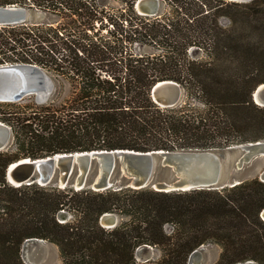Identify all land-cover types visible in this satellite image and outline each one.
<instances>
[{
  "label": "trees",
  "instance_id": "16d2710c",
  "mask_svg": "<svg viewBox=\"0 0 264 264\" xmlns=\"http://www.w3.org/2000/svg\"><path fill=\"white\" fill-rule=\"evenodd\" d=\"M161 1L164 13L144 16L138 0H0L46 15L0 26V65H38L55 83L43 104L0 103V121L14 132L13 146L0 151V264H27L22 250L30 239L55 244L62 264H189L207 244L221 249L215 264H264L258 178L187 192L7 180L9 165L23 158L264 140V107L253 97L264 84V0ZM166 80L184 87V104L154 101L153 88ZM63 211L72 220L61 222ZM106 213L126 220L107 229L100 222ZM149 247L159 256L140 259L139 249Z\"/></svg>",
  "mask_w": 264,
  "mask_h": 264
},
{
  "label": "water",
  "instance_id": "95a60500",
  "mask_svg": "<svg viewBox=\"0 0 264 264\" xmlns=\"http://www.w3.org/2000/svg\"><path fill=\"white\" fill-rule=\"evenodd\" d=\"M227 1L248 3L252 0ZM162 7L161 0H138L136 4V9L144 16H156ZM42 14L41 11L18 5L0 6V26L37 22L42 20ZM54 87L52 77L38 65H0V103H15L35 96L43 104L50 99ZM184 93L185 89L179 83L166 80L155 85L152 96L157 104L170 108L181 103ZM253 97L258 105L264 107V84L255 90ZM12 138V128L0 121V151L9 149ZM227 150L234 153L233 161H223L221 156H225L226 150L218 149L174 152L101 150L56 154L40 159L23 158L9 165L7 180L15 187L32 184L47 187L56 184L60 189L71 186L76 191L87 188L96 192L123 188H150L159 192L224 189L246 181L245 174L252 170L247 166L257 156L264 155V140L231 146ZM233 164L237 175L231 177ZM261 180L264 182V172ZM261 217L264 220V211ZM100 222L107 229L119 225L115 213H106ZM200 258L198 249L191 255L189 264H201ZM250 263L253 262L245 264Z\"/></svg>",
  "mask_w": 264,
  "mask_h": 264
},
{
  "label": "rangeland",
  "instance_id": "374dc122",
  "mask_svg": "<svg viewBox=\"0 0 264 264\" xmlns=\"http://www.w3.org/2000/svg\"><path fill=\"white\" fill-rule=\"evenodd\" d=\"M164 12H165V7L163 6L159 14H162ZM42 17H43L42 19H45L46 15L42 14ZM63 95H66V92H64ZM33 101H37V98L35 96H30L22 101H19L20 103L18 102V104L20 106H28L31 105ZM186 101H187V95L186 93H184L181 103L178 104L177 106L184 104ZM13 144H14V138H12L9 148H11ZM218 150L219 151L226 150L225 156L224 155L221 156L223 161H228V162L233 161L231 160L233 159V154H234L233 152L228 151L227 148L218 149ZM247 167H251L252 170L249 169L250 171L247 174H245L244 178L246 181L255 178L261 180V175L264 172V155L257 156ZM230 175L231 177L233 175H237V172L234 171V164L232 165V168L230 170ZM51 187L58 188L56 184H50L47 186V188H51ZM65 189H74V188L69 186ZM60 215L62 217H60ZM60 215H59L60 221L64 219L67 222L68 220H72L73 218V214L69 211H63L61 212ZM117 216H118V224H121L124 220H126V218L123 217L122 215L117 214ZM167 230L170 231V228H167ZM199 250L201 253V258H200L201 264H215L218 261L221 253V249L217 245H213V244L204 245ZM22 252H23V259L27 264H62L58 247L55 244L45 240L25 242ZM158 256H159V252L153 247L141 248L138 251V257L140 259L148 258V257H158ZM250 264H258V263L253 262Z\"/></svg>",
  "mask_w": 264,
  "mask_h": 264
},
{
  "label": "bare ground",
  "instance_id": "6f19581e",
  "mask_svg": "<svg viewBox=\"0 0 264 264\" xmlns=\"http://www.w3.org/2000/svg\"><path fill=\"white\" fill-rule=\"evenodd\" d=\"M211 171H213V170H211Z\"/></svg>",
  "mask_w": 264,
  "mask_h": 264
}]
</instances>
